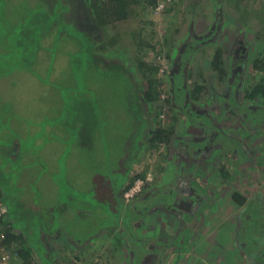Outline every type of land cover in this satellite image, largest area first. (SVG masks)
I'll return each instance as SVG.
<instances>
[{
	"label": "rangeland",
	"instance_id": "1",
	"mask_svg": "<svg viewBox=\"0 0 264 264\" xmlns=\"http://www.w3.org/2000/svg\"><path fill=\"white\" fill-rule=\"evenodd\" d=\"M15 1L0 0V46L8 49L0 51V58L4 57L0 59V156L7 158V165L12 168L8 146L19 148L20 141L12 140L15 135L23 139L40 129L39 125L27 122L33 118L41 119L38 144L43 145L47 126L50 128L45 139L56 138L58 147L66 144L65 155L60 159L61 191L58 185L44 186L39 191L44 195L38 197L33 187L28 186L26 194L19 195L24 199V209L32 202L43 206L40 221L33 219L31 210L21 212L19 202L11 203L14 191L6 188L5 200L11 208L16 205L15 216L26 224V231L32 233L35 222L39 226L37 234L29 235L33 248L43 252L40 227L45 229V234L53 235V255L43 264H91L96 261L155 264L161 260L154 259L155 250L162 252L161 256L167 261L173 248L183 250L182 257H188L190 264L198 261L202 264H264L260 257V251L264 252V127L249 128L244 117L236 113L218 114V127L234 140L218 150L217 161L213 160L215 166L204 169L193 161L190 168L186 159L177 165L175 153L181 152L176 148L169 152L167 146L172 133L183 131L185 117L172 108L169 93L165 91L172 50L186 38L190 24L196 30H204L215 13L223 20L221 32L214 43L199 47L193 53L206 65L200 78L189 74L188 85L192 82L201 85L200 101L204 103L210 94L205 83L215 72L216 87L221 89L222 80L228 74L229 54L237 39H242L249 47L245 89L262 82L264 0H169L161 14L155 11L157 0L152 7L142 0L131 5L126 20L100 27L91 24L95 42L92 44L94 53L89 54V67L73 58L76 52H82L85 35L78 48L75 41L65 38L64 34L55 38L56 31L44 36L50 18L48 9L52 8L57 15L61 9L57 0ZM31 23L38 26L30 27ZM214 50L220 53L216 58L217 71H213L211 64ZM25 68L29 72H25ZM46 70L52 71V76H47ZM36 71L51 82L50 89L48 93L40 90L32 95L25 94L23 90L26 89L20 88L32 83ZM1 72L10 73L4 78ZM149 81L153 82L149 86L152 101L146 106L142 97ZM57 89L62 90V99ZM68 94L84 98L79 107L75 104L77 101L74 102L76 116L74 111L69 114L74 100L70 95L68 98ZM61 100L67 102L64 104ZM207 107L201 106L203 110ZM206 116L203 112L200 117L208 119ZM47 118L59 120L54 124L46 123ZM68 123L73 129L65 128ZM154 128L172 132L167 137L164 134L163 138H167L164 143H148L149 137H155ZM196 144L201 149L204 140ZM244 151L248 157L238 163ZM36 157L35 154L34 161ZM30 160L24 158L25 163ZM37 164L34 162L31 176L38 174ZM134 164H137L136 173L131 174ZM218 167L234 175L230 177L223 172L220 176ZM236 168L239 170L235 171ZM182 172L185 173L182 175ZM0 175V184L8 186L9 181ZM136 176L149 177L148 183L141 195L125 201L124 188ZM192 176L198 177L203 184L209 182V186L199 184L198 187L196 180L191 182ZM29 181L34 180L30 178ZM234 192L246 197L247 203L255 199L260 205L263 217L258 227L251 223L259 216L255 212L258 209L249 205L244 211L243 206L233 204L230 199ZM161 202L170 205L165 208ZM51 207H56L53 217L52 212L46 215ZM195 229L200 235L192 237L189 233ZM78 242L88 243L77 252L74 245ZM194 246H197L195 252H188ZM12 248L17 249V243H12Z\"/></svg>",
	"mask_w": 264,
	"mask_h": 264
},
{
	"label": "trees",
	"instance_id": "2",
	"mask_svg": "<svg viewBox=\"0 0 264 264\" xmlns=\"http://www.w3.org/2000/svg\"><path fill=\"white\" fill-rule=\"evenodd\" d=\"M21 0H16V2H19ZM142 0H57V4L61 7V9H59V13L57 15V13L53 10L52 8L48 9V14L50 15V18L47 21L46 24V28L44 30V36L47 37V35L53 34V32H55V38H57L59 35L61 36L62 34H64V37L72 40L74 43L77 44V48L80 46L81 47V39L84 37L83 35H85V44H82V52L79 53H75L73 58H78L79 60H81V64L83 65V63L86 64V66H90L91 64L89 63V54L90 53H94V48L92 46V44L95 42V40H93V36H92V32L90 30V26L91 24H95L97 27L100 26H105L107 24L110 23H115V22H120L123 20H126V18H128L129 12H130V7L131 5L137 4ZM145 2H147V4L149 6H153L155 5V0H144ZM61 15V16H60ZM57 16H60L57 20ZM68 21H64V20ZM61 24V25H60ZM69 24V26H68ZM67 27H62V26H66ZM37 27L38 24H34L31 23L30 27ZM21 28V27H20ZM88 35V38H87ZM59 38V37H58ZM196 41V40H195ZM56 42V39H55ZM94 45V44H93ZM53 46V45H52ZM58 47L54 46V48L52 49V51L54 52V49ZM52 48V47H51ZM51 48H49L48 50H50ZM15 51V48H14ZM86 51V54H85ZM192 51H183V53L181 56L184 57L182 60L183 62L185 61H190L192 58H190V56H187L188 54H191ZM187 53V54H186ZM214 59L211 61L212 65L218 66L219 62H217L216 58L218 57V55L220 54L219 51L217 50L216 53H214ZM12 55V51L10 52L9 56ZM91 55V54H90ZM87 57V59L85 60V58ZM93 57V56H92ZM193 59L195 61H200L202 60L199 56H192ZM91 58V56H90ZM0 59H4L3 55ZM25 62V60H23ZM191 63H193V60L190 61ZM203 62V60H202ZM87 68V67H86ZM25 71H29L27 68H25ZM2 73V72H1ZM3 74V73H2ZM152 81H149L146 84V88H144L145 90L143 93V97H142V101L143 104H145L146 106L150 105L152 98L150 97V83ZM153 83V82H152ZM151 83V84H152ZM79 87H77L76 91L78 90ZM81 88H83V85L81 86ZM242 92H243V96L245 99H249L250 101L254 102V101H259L260 107H264V79L262 80V82H258L256 85H254L252 88H250L249 90H246L244 88H242ZM82 90V89H81ZM71 99H73L75 102L76 100H80L82 97H80L78 99V97L76 95H71L70 97ZM76 98V99H75ZM84 99V98H83ZM66 102V100H65ZM73 102L71 104H73ZM64 103V102H63ZM240 107L245 108V103H243V101L240 103ZM69 109L72 110L71 106L69 107ZM231 111V110H230ZM261 111V110H259ZM157 114V112L155 113ZM260 115V114H259ZM263 116L260 115V118H262ZM59 119H55L54 121H50V122H57ZM158 122V121H157ZM40 129L35 132L34 134H30L28 136H26L25 138L22 139V137L19 135H15L14 138H12V140L16 139L18 142L20 141V147L17 148L14 145L12 146V151L15 152V154L13 155L14 159L11 158V156H9V160L12 162V168H9L8 164V159L7 158H3L2 156H0V174H2V176H4L3 180H7V184L6 185H1L0 184V204L2 205V207L5 209V213L2 215L1 219H0V245L7 247V248H11L12 247V243H17V249L16 250V258L13 261L14 264H43V262L47 263V261H49V258H51V255H53V251L52 249L55 246V243L53 241V235H49V233L45 234V229L43 228L41 230V227L39 228L40 232V243L42 245H44L43 248V252H39L36 251L32 244L30 243V239H29V235H32L33 233L37 234V230H38V225L35 222V224H33V227L31 229L32 233L27 232L26 231V224H24V222L15 216V214L17 213V209H16V205H13V208H11L7 202H6V197L8 195V191H7V187L12 188L14 191V196L13 198L16 199H10L11 203L12 202H19V204H21L22 206V210L21 212H23L24 210V201L20 198L21 196H19L20 194H26L27 188L28 186L33 187V190L36 192V194L38 193L40 197L41 195H44V193H40L39 191L42 189L43 187V181L42 179L45 177H49L53 180H57L56 185L59 186V190L61 191V185L60 182L62 180V169H61V161H60V166L57 172H54L49 169H47V166L44 165L43 163H40L39 166L36 165V168H38V174L36 176H31V168L33 167L34 162L37 161L38 163V159L36 158V160L34 161L35 158L30 157L29 155L32 154H37L36 152H39V149L46 144V140L42 141V144H35L36 140H38V137L40 135L41 132V125L39 124ZM153 130H155V137H149L148 143L150 142H156V141H161V143H164L167 141V136L168 134H170L172 131H168V133L164 132V131H159L156 128H154ZM147 131H149V128L147 129ZM164 132V133H163ZM164 137L163 138V136ZM13 136V135H12ZM230 137V141L233 140V137ZM181 140V139H180ZM241 147V145H240ZM233 148V147H232ZM32 153V154H31ZM65 155V152L63 153V157ZM243 158L241 157V160L238 161L239 162H244V160L247 159L248 157V153L247 151H244L242 153ZM61 157V158H63ZM17 158H19L18 161ZM24 158H28L30 161L28 162H24ZM16 163V164H15ZM237 163V164H238ZM236 166V165H235ZM234 167V166H233ZM237 169V168H236ZM234 169L235 171H238L239 169ZM220 176L223 175V172H226L228 174L226 175H234L232 172L228 171V170H224L220 168ZM4 172H6L4 174ZM1 176V175H0ZM10 176V178H9ZM230 176V177H232ZM8 178V179H7ZM30 178L34 181H29ZM138 178V176H136L135 178H133V180L124 188V191H126L134 182V180ZM12 179V180H11ZM204 186H209V182H206V184H203ZM17 191H15V189ZM123 191V193H124ZM123 195V194H122ZM61 196V195H60ZM224 196V195H223ZM223 196H221L223 199ZM145 197V196H144ZM142 197V198H144ZM62 198V197H61ZM21 201V202H20ZM230 201L233 204H236L238 206H243L244 211L246 210L247 206H254L255 208H257L258 210L255 209V212L259 214V216H257L256 219H254V221L251 223L257 225V227L259 226V221L261 220L260 218H262L263 216L260 215L261 213V207L258 203H256L255 199H253L252 201H249L247 203V199L246 197H244L241 193L239 192H234L231 195V199ZM35 204L34 209L32 210V216L33 219L36 220H41V212L43 211V206H41L39 203L37 204L36 202H32ZM29 204V203H28ZM56 207H54V209L51 207L48 209L49 212L46 213V215H48L50 212H52V217L55 214V209ZM243 211V213H244ZM259 211V212H258ZM37 213V214H35ZM244 219V217H243ZM258 220V221H257ZM241 221V220H240ZM257 221V222H256ZM245 222L247 223V219H245ZM255 222V223H254ZM254 226V225H253ZM43 227H46V225H44ZM191 232V231H190ZM191 235V233H189ZM189 234H187L186 236H188ZM46 235V236H44ZM57 244V243H56ZM67 245L69 244V242L66 243ZM78 245H80L79 248H81V246L83 245V243H76ZM75 246V245H74ZM64 248H66V246H64ZM253 248H256L255 246ZM156 251V255H159V259H163V257L161 256L162 252H159L157 250ZM263 251V250H261ZM175 253H176V257L174 258V263L177 262V264H179V262L181 260H183L181 257L185 255L184 251L181 249H176L175 248ZM264 252H261L260 257H262V259H264ZM148 258H150L148 256Z\"/></svg>",
	"mask_w": 264,
	"mask_h": 264
},
{
	"label": "flooded vegetation",
	"instance_id": "3",
	"mask_svg": "<svg viewBox=\"0 0 264 264\" xmlns=\"http://www.w3.org/2000/svg\"><path fill=\"white\" fill-rule=\"evenodd\" d=\"M215 14L216 15L214 16V19L206 26L204 30H196V28H193L192 24L189 25L186 38L181 42L179 47H177L175 50H172V57L170 56V67L166 70L168 80L165 85V91L169 93V102L174 110L180 111L185 117L183 131L178 134H171L172 137L168 142L167 151L174 152V149L176 148V150L181 152V154L178 155L175 153L177 159V162L175 163L178 165L179 162L186 159L189 161L190 168L193 161L198 162L200 165L199 167L202 166L201 168H209L210 165L215 166V162L213 160L217 161L215 156L217 155L218 150L224 149V146L229 144V135L223 133L222 129L218 127L220 121V115L217 116L218 114H225L224 116H226L231 113H236L244 117V120L246 123H248L249 128L257 129L258 127H264V107H260L259 101L252 102L249 99H245L243 96L244 94L242 92V88L245 89L246 85V63L248 60L247 53L249 47H247V43L242 39H237L233 44L230 52L231 54H229L230 61L228 74L225 80H222L223 82L221 84L223 87L221 89L216 87L215 76L217 75H215V72L208 76L207 82L205 83L210 94L204 103L200 101L202 96L201 85L194 82L190 83L191 85H188L189 74L193 75L194 78H200L203 67L206 65V63L202 62V60L201 64L198 60L195 61L192 57L194 56L193 53H195L199 47H204L207 44L214 43L221 32L223 20L220 19V15L218 13ZM183 51H192L191 54H188L187 56L192 58L191 60H193V63L190 62L191 60L183 62L181 56ZM214 55L215 54H213V57ZM218 66L212 65L213 71H217ZM190 92L192 93L190 94ZM167 98L168 97L165 95V99ZM187 99L189 102H186ZM242 101L245 103V108L240 107V103ZM207 104L209 107H207ZM201 106H206L207 110H203ZM203 112L206 113V117L208 119L200 117L203 115ZM259 114L263 117L260 118ZM203 140L204 145L201 149H198L199 146L196 143ZM195 146H197V148ZM196 154L198 157H192ZM192 158H196V160ZM167 161L169 162V160ZM213 162L214 164H212ZM218 169H220V167H218ZM184 173L185 172H182V175ZM186 177H188V175H186ZM192 178L193 179H191V182L196 180L198 187L203 184L200 182L198 177H195V179L192 176ZM176 188L178 189L177 185ZM169 189L174 191L175 188ZM144 194H147V190L144 192ZM161 203L163 204V202ZM163 205H166L164 206L166 208L167 205L170 204L167 202ZM148 209L149 208H147V210ZM163 235L168 237V234L166 233Z\"/></svg>",
	"mask_w": 264,
	"mask_h": 264
},
{
	"label": "crops",
	"instance_id": "4",
	"mask_svg": "<svg viewBox=\"0 0 264 264\" xmlns=\"http://www.w3.org/2000/svg\"><path fill=\"white\" fill-rule=\"evenodd\" d=\"M46 45V44H45ZM0 51H8V49H4L2 46H0ZM28 69V68H27ZM29 70V69H28ZM35 70V69H34ZM34 70H32V71H34ZM53 70V69H52ZM25 72H29V71H25ZM10 73V72H9ZM9 73H7V74H5V73H3L2 75H3V77L5 78V77H7L8 75H9ZM51 74V76H52V71H49V70H46V75L47 76H49ZM51 76H50V78H51ZM28 85L30 86L31 85V87L30 88H27L28 87ZM28 85H26V86H23V87H21L20 89L22 90V89H26V90H23L24 92H25V94H27V93H34L35 94V92H37V93H39V91L40 90H43L45 93H48V90L50 89V85H51V82L46 78L45 79V76L43 75V73H40V72H38L37 73V71L35 72V76L32 78V83L30 82ZM58 93H60V98L62 97V90H60V89H57L56 90ZM73 92H76V91H73ZM32 95V94H31ZM69 95L71 96V94H68L67 95V97L69 98ZM75 95V94H74ZM57 96H59V95H57ZM66 96V95H65ZM18 97H21V93H18ZM35 97V96H34ZM80 98V96H78V99ZM62 99V98H61ZM83 98H81L80 100H76L77 102L75 103V104H78V107H79V104L80 103H82L83 102ZM63 101L61 100V103H62ZM66 102H67V100H66ZM64 104H65V102H64ZM75 104H74V102H73V104H71V108H72V110L70 109L69 110V114L71 115V113L74 111V115L76 116L77 115V112L74 110V106H75ZM153 104V103H152ZM56 119H58V118H56ZM68 119H72V117H70V118H68ZM67 119V120H68ZM27 122H29V123H35V124H37V125H39L40 124V122H41V119L39 118V119H36V118H33V119H29ZM48 122H50V119H48L47 118V122L46 123H48ZM67 122V121H66ZM50 123H52V124H54V123H56V122H50ZM72 125H74V124H72ZM65 126V128L66 129H68V128H72L73 129V127L72 126H69V123L68 124H65L64 125ZM50 127L49 126H47L45 129V132L43 133L44 135H43V138H42V141H44V140H46V144H44L43 145V147H42V149L40 148L39 150H40V154H39V152H37V154H36V158L38 159V166L40 165V163H43L44 165H46L47 166V169H49V170H51V172L52 171H54V172H57L58 171V169H59V166H60V159H61V157H63V153L65 152V148H66V144H61L59 147H58V144H59V142H58V140L55 138V139H45L46 138V136H47V134H48V129H49ZM53 132H54V130H52ZM38 141L39 140H36V142H35V144H38ZM12 146L13 145H9L8 146V148H9V150L7 151V154L9 155V156H11V158H13L14 159V157H13V155L15 154V152H13L12 151ZM58 148V149H57ZM1 150H2V148H1ZM3 155H5V153H2ZM32 154V153H31ZM30 157H32V158H34L35 157V155L34 154H32V155H29V158ZM137 167V164H134V166H133V168H131V174H132V172L133 173H136V171H135V168ZM135 176V175H134ZM42 181H43V187L44 186H47L48 188H51L52 186L54 187L55 185H56V182H57V180H53V179H51V178H49V177H45V178H43L42 179ZM128 185V184H127ZM126 185V186H127ZM57 186V185H56ZM125 186V187H126ZM59 187V186H58ZM52 196H54V192L52 193ZM21 198V197H20ZM22 199V198H21ZM23 201H24V199H22ZM21 202V201H20ZM34 208H36L35 207V204L34 203H29V204H27L26 205V210H31V209H34ZM32 211V210H31ZM201 226H203V225H201ZM197 230H199V229H197ZM195 235H200L199 233H198V231L196 232V229L191 233V236L192 237H194ZM90 241V240H89ZM88 243V242H87ZM87 243H85V244H83L82 246H81V250H82V248H84L86 245H87ZM75 251H77L78 250V247H80V245H78V244H75ZM71 249V248H70ZM80 249V248H79ZM197 249V246H194L193 248H191V249H189L188 250V252H195V250ZM79 251V250H78ZM77 251V252H78ZM171 257L167 260V261H165L166 259H162L161 258V260H160V262H157V263H155V264H174V254H175V249L173 248V249H171ZM158 257V258H157ZM184 258H186V260L184 259ZM184 258H182V259H184V260H181L180 262H179V264H190V263H188L189 261H188V257H184ZM155 260H159V256L158 255H156V257L154 258ZM152 260V259H151ZM149 261H150V258H149ZM100 262H98L97 263V261L96 262H92L91 264H99ZM100 264H102V263H100ZM123 264H126L125 263V261H124V263ZM194 264H202L200 261H198V262H196V263H194Z\"/></svg>",
	"mask_w": 264,
	"mask_h": 264
},
{
	"label": "built area",
	"instance_id": "5",
	"mask_svg": "<svg viewBox=\"0 0 264 264\" xmlns=\"http://www.w3.org/2000/svg\"><path fill=\"white\" fill-rule=\"evenodd\" d=\"M169 0H157L155 11L156 13H162L165 9V2ZM162 117V115H161ZM149 177L141 178L138 177L134 180L132 185L123 193V198L125 201H130L137 195H139L146 183H148ZM5 213V209L0 204V219L2 215ZM16 250L11 248H7L0 245V264H14V260L16 258Z\"/></svg>",
	"mask_w": 264,
	"mask_h": 264
},
{
	"label": "clouds",
	"instance_id": "6",
	"mask_svg": "<svg viewBox=\"0 0 264 264\" xmlns=\"http://www.w3.org/2000/svg\"><path fill=\"white\" fill-rule=\"evenodd\" d=\"M167 112V111H166Z\"/></svg>",
	"mask_w": 264,
	"mask_h": 264
}]
</instances>
